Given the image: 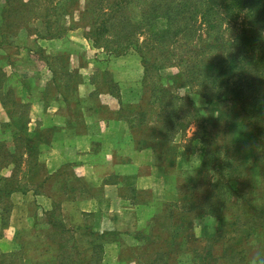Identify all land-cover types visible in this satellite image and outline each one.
<instances>
[{
	"label": "rangeland",
	"instance_id": "rangeland-1",
	"mask_svg": "<svg viewBox=\"0 0 264 264\" xmlns=\"http://www.w3.org/2000/svg\"><path fill=\"white\" fill-rule=\"evenodd\" d=\"M6 8V0H0V97L9 100L6 91L11 89L10 97L22 104L17 115L23 117L28 138L34 139L31 133L38 130L40 137L34 140L40 144L35 153L31 150L36 158L23 155L17 169L8 164L0 171V177L12 179L7 188L14 189L0 200V256L24 245L27 257L31 261L38 257L41 264L57 262L56 256L62 252L63 256L84 261L95 239L87 231L73 233L79 252L73 254L65 233H70L72 227L95 233L114 228L133 233L145 228L157 211V221L155 225L152 222L149 233L155 238L154 245L148 250L141 245L132 247L134 241L124 237L123 246H119L113 237H106L102 248L96 250L94 256L99 260L95 264H149L157 259L159 250H168L169 235L179 247L168 256V264H206L211 258L217 259V264H260L264 259L263 235L257 234L247 242L234 239L241 249L237 257L233 254L235 248L226 246L236 208L215 219L205 216L204 209L190 211L182 198L192 186L195 189L189 179L198 173L210 187L221 171L217 162L223 161L221 152L218 160L207 155L201 124L187 105L189 100L197 110L207 107L205 100L196 95L201 89L194 86L190 90L183 81L171 85L166 74L153 67L144 72L134 46L125 50V46L112 44V29L92 44L87 37L101 17L95 20L93 10L97 8L91 0H40L28 15L17 16H27L25 26L37 28L31 33L22 29L13 32L2 26ZM45 10L47 18L43 19ZM124 10L128 16L135 14L137 7ZM35 15L38 20L32 19ZM17 18L4 20L14 23ZM36 31L39 34H34ZM143 39L138 37V45ZM178 70L176 66L165 73L176 74ZM123 108L134 112L150 109V115L163 109L166 119L167 113L173 112L171 119L178 125L173 129L169 126L171 132L166 130V135V128L162 131L158 118H154L137 132L118 117V110ZM8 121L0 104V141H5L12 153L14 136L10 128L2 126ZM152 132L156 133L154 137ZM138 139L148 145H140L141 150H137ZM150 141L161 150L149 149L155 148ZM17 152L14 150L12 155ZM111 172L121 176L103 177ZM256 176L255 172L246 174L247 186L255 184ZM116 178L123 186L117 189V184L104 185ZM66 184L69 186L62 187ZM131 185L147 204H132ZM190 195L200 199L196 191ZM258 197L256 190L250 200ZM164 208H170L167 217ZM51 210L56 212L53 217L45 214ZM241 213L246 214L244 208ZM47 216L60 227L55 237L49 232ZM1 260L8 263V258ZM83 261L66 264H94Z\"/></svg>",
	"mask_w": 264,
	"mask_h": 264
},
{
	"label": "trees",
	"instance_id": "trees-1",
	"mask_svg": "<svg viewBox=\"0 0 264 264\" xmlns=\"http://www.w3.org/2000/svg\"><path fill=\"white\" fill-rule=\"evenodd\" d=\"M39 3L40 0H28L27 3L22 0H6L7 8L2 12L4 15L2 26L13 32L22 29L31 33L37 30L35 27L25 26L27 16L22 18L17 16L24 13L28 15L27 12L30 13L32 6ZM91 3L97 8L93 10L95 20L101 17L95 22L97 26L94 27L92 34L87 37L92 44H97L101 36L112 29L114 32L112 44H116L118 48L125 46V50L130 45L134 46L144 72L148 67H153L156 72L162 71L166 74L165 77L171 85L183 81V85L190 90L194 86L201 89L196 95L205 100L207 107L203 111L197 110L189 100L187 105L201 124L207 155L218 160V154L221 152L223 161L217 162L221 171L210 187H207L206 178L198 173L195 178L189 179L194 182L195 189H192L194 188L192 186L189 189L191 191L188 193L189 196L187 194L185 195L187 198L185 196L182 198L188 203L190 211L204 209L205 216L215 219H220L231 207L236 208L233 213L234 220L229 228L231 230L227 233L226 246L235 248L233 254L237 257L239 253L241 254V249L236 242L234 243V239L243 238L247 242L257 234L263 235L264 239V0H91ZM129 6L137 7V12L127 16L124 9ZM12 16L17 18L15 22L6 23L4 19ZM42 18H47V10L44 11ZM32 19L38 20L39 16L35 15ZM16 26L17 28H14ZM44 29L48 32L47 24ZM34 34L39 33L36 31ZM139 36L144 38L141 45L137 43ZM176 66L179 68L176 74L165 73L166 69ZM10 90L9 88L6 91L9 100L0 97V104L9 116V121L2 126L10 128V134L14 136L11 141L14 147L11 153L5 141H0V171L8 164L17 169L23 155L36 158L31 150L35 153L40 144L37 141L40 137L38 130L34 129L31 133L37 140L28 138L29 133L22 121L23 117L17 115L22 104L17 98L10 97ZM130 110L123 108L118 110L117 115L120 120L127 121L131 129L136 128L137 132L146 123H152L154 118H158V125L162 127L160 128L162 131L166 128V135L169 126L173 129L178 125L171 119L173 112L167 113L166 119L163 109L155 115H150V109L137 112ZM170 129L168 133L171 132ZM151 134L154 137L156 133ZM170 143L172 144L171 141ZM137 144L139 145L136 147L137 150H141L140 145L144 147L148 145L139 139ZM153 146L155 148L149 149L161 150L159 146L155 144ZM174 148H168V151ZM16 149L17 154L12 155ZM32 162L34 163V160ZM35 164L33 166L36 167ZM253 172L257 173L255 184L247 186L245 176ZM9 184L12 185V179L0 177V200L13 192L12 187L7 188ZM67 186L69 184L62 187ZM256 190L260 197L251 201L250 199L256 196ZM193 191L199 194V200L191 197ZM129 192L132 204H147L148 201L141 199L138 190L130 187ZM250 192L254 194L250 195ZM168 206L174 207L169 204ZM243 208L246 211L245 215L241 213ZM169 210L170 208H164L166 217L171 213ZM2 211L4 212V209ZM45 214L53 217L56 212L51 210ZM50 217L47 216V223L51 226L49 232H52L51 237H55V230L60 227L54 220H50ZM157 217L156 211L145 228L133 233L128 231L121 233L116 230L95 233L80 227H72L70 233L65 232L71 243L69 249L73 254L79 253L76 250L78 245L73 233L87 231L89 237L95 239L90 256L83 258V261L69 255L63 256L62 252L56 256L57 262L52 264L75 261L79 263L89 261L95 264L99 260L94 256L96 250L102 248L106 237H113L115 241L120 242L119 246H123L122 240L127 237L134 241L132 247L141 245L143 249L148 250L155 244L154 236L149 233L152 222L155 225ZM59 223L62 226L61 220ZM168 238L170 239L168 250H159L157 259L149 261V264H168V256L175 253L179 247L173 242V236L169 235ZM23 249L24 245L17 246L14 253L3 254L0 258H8L7 264H41L42 259L36 257L35 261H31ZM47 259L48 257L44 260ZM217 261L211 258L206 264H217ZM3 263L5 262L1 260L0 264ZM260 264H264V259Z\"/></svg>",
	"mask_w": 264,
	"mask_h": 264
},
{
	"label": "crops",
	"instance_id": "crops-1",
	"mask_svg": "<svg viewBox=\"0 0 264 264\" xmlns=\"http://www.w3.org/2000/svg\"><path fill=\"white\" fill-rule=\"evenodd\" d=\"M123 174H125V173H123ZM113 175L121 176V173L118 174L117 172H115V173H114V172H111V173H109L108 175L106 174V175L103 176V177L106 178V176H113ZM121 181H122L121 179L118 180V179L116 178L115 182L110 183V184L106 183V184H104V185L113 186V184H117V185H114V186L117 187V189H118L119 187L123 186ZM118 183H119V184H118ZM118 186H119V187H118ZM133 186L136 188L135 183H134ZM133 186L131 185V188H134ZM136 189H138V187H137ZM148 191H149V190H148ZM113 230H118V229L114 228ZM113 230H111V231H113Z\"/></svg>",
	"mask_w": 264,
	"mask_h": 264
}]
</instances>
